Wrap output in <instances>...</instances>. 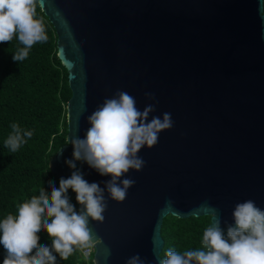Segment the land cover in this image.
<instances>
[{"label": "water", "instance_id": "95a60500", "mask_svg": "<svg viewBox=\"0 0 264 264\" xmlns=\"http://www.w3.org/2000/svg\"><path fill=\"white\" fill-rule=\"evenodd\" d=\"M38 8L54 30L70 92L65 140L48 159L53 177L78 169L101 187L110 179L86 162L71 169L65 160L72 159L70 141L90 127L87 117L118 90L140 110L155 104L149 120L167 112L173 121L154 147L138 153L143 169L122 177L135 180L126 199L105 192L104 221L89 222L100 239L93 264H125L136 254L159 264L166 216L211 222L206 213L215 209L226 232L237 203L253 200L264 210L260 0H42Z\"/></svg>", "mask_w": 264, "mask_h": 264}, {"label": "clouds", "instance_id": "9594fccd", "mask_svg": "<svg viewBox=\"0 0 264 264\" xmlns=\"http://www.w3.org/2000/svg\"><path fill=\"white\" fill-rule=\"evenodd\" d=\"M42 0H0V43H9L13 37L24 46L13 56L15 62L25 60L29 49L38 42H46L43 19L37 18V6ZM260 14L264 18V0H260ZM154 100V94L145 93ZM155 104H147L143 110L136 106V99L126 91H116L106 98L87 117L90 127L83 139L70 141L72 159L65 160L71 169L75 161L86 162L101 176H110L104 187L89 183L80 170L72 171L68 178H60L59 187L49 181L50 192L41 189L38 196L18 205V214H8L0 220V245L6 256L3 264H57V255L67 260L76 250L90 249L99 242L89 227L90 221L102 223L108 207V199L122 202L127 191L135 184L131 178H123L129 170L141 171L145 161L138 153L151 149L162 131L173 127L171 113L149 116ZM12 134L5 140V147L12 152L31 138V131H23L12 124ZM71 189L80 205L70 203L67 195ZM172 201L166 202L171 208ZM201 207H207L202 205ZM211 222L203 232V250H186L183 254L169 249L165 258L157 257L159 264H264V210L253 200L237 203L232 212L233 225L227 230L221 227V219L213 209L207 212ZM42 230L46 231L51 246L38 243ZM106 259L110 255L106 248ZM87 255V252H85ZM125 264H145L139 254Z\"/></svg>", "mask_w": 264, "mask_h": 264}, {"label": "trees", "instance_id": "16d2710c", "mask_svg": "<svg viewBox=\"0 0 264 264\" xmlns=\"http://www.w3.org/2000/svg\"><path fill=\"white\" fill-rule=\"evenodd\" d=\"M37 18L43 19L46 42H38L29 49L28 57L15 62L12 56L22 47L18 37L0 43V220L8 214L17 215L18 205L38 196L41 189L50 192L49 181L59 187V180L48 170V159L65 140V105L70 96L66 72L56 58V37L52 26L37 6ZM12 124L23 131H31V138L12 152L5 140L12 134ZM75 207L71 189L67 193ZM77 209V208H76ZM210 225L209 217L177 219L166 216L162 220L160 236L163 247L160 258L169 249L180 254L186 250H203V232ZM38 243L51 246L42 230ZM6 252L0 245V264ZM57 264H87L76 250L67 260L57 255Z\"/></svg>", "mask_w": 264, "mask_h": 264}, {"label": "built area", "instance_id": "2783aa9c", "mask_svg": "<svg viewBox=\"0 0 264 264\" xmlns=\"http://www.w3.org/2000/svg\"><path fill=\"white\" fill-rule=\"evenodd\" d=\"M79 252L80 257L84 262L87 264H93L92 263V253H93V248L91 247L90 249H85V250H77ZM85 252H87V255H85Z\"/></svg>", "mask_w": 264, "mask_h": 264}]
</instances>
